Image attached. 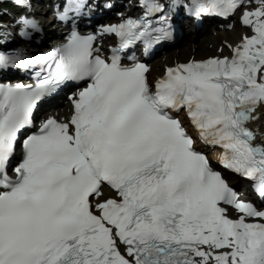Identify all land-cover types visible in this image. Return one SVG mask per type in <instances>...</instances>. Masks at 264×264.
Here are the masks:
<instances>
[{
	"label": "snow or ice",
	"instance_id": "1",
	"mask_svg": "<svg viewBox=\"0 0 264 264\" xmlns=\"http://www.w3.org/2000/svg\"><path fill=\"white\" fill-rule=\"evenodd\" d=\"M13 3L26 11L0 25V73L32 82H0V264H264V0H137L95 27L93 0H54L68 31L47 47L32 0ZM182 13L245 31L153 77L145 57ZM65 88L70 115L37 127Z\"/></svg>",
	"mask_w": 264,
	"mask_h": 264
},
{
	"label": "bare ground",
	"instance_id": "2",
	"mask_svg": "<svg viewBox=\"0 0 264 264\" xmlns=\"http://www.w3.org/2000/svg\"><path fill=\"white\" fill-rule=\"evenodd\" d=\"M39 1V0H38ZM35 3V6L37 7L38 5H41V4H37V0H32V4ZM39 3H41L39 1ZM43 6H46V3L43 4ZM47 8L45 7V11H40L39 7H37L35 9V11L33 12L34 15L38 16L39 18H42L43 21L45 23V26L49 23V15L47 13L46 17H48L47 19H44V16L46 14V11ZM112 13V12H111ZM43 14V15H42ZM15 25V24H14ZM55 28L54 26H51L50 27V30ZM49 30V28H46V31ZM192 30H189L188 32L190 33ZM237 34L238 32L236 30H234ZM232 31L230 33L232 34H219L218 36L219 37H210L211 34L213 33L211 29H202L200 32H204V36L206 37L205 41L203 44H196L193 42V35L191 34L190 35V40H189V43L187 45V47H184V49L182 50H176L173 51L172 53H170L167 58L164 60V61H161L156 63L155 61L151 64L152 65V68H153V71H152V75L153 77H155L156 75L160 74L161 72H163L164 70V66L165 65H171V64H174L176 61H182V59H184V61H186L188 58L192 57V56H196V57H204V56H207V55H211V54H214L216 53L217 51V47L220 45V43L225 40V39H228L230 40V38L233 39V41H236L238 40L237 38H235V32ZM47 37H49V35H46ZM203 36V37H204ZM179 58V59H177ZM161 66H163V69H161ZM59 104H61L62 106L61 107H58L57 110L56 109H52V110H49L47 113H45L43 116H44V119L47 118L48 116L50 115H54L56 116L57 118H64V117H67L70 115V109H71V106H70V103L69 101L67 100H60ZM69 106V107H67ZM68 113V115H67ZM43 119V120H44ZM218 152H212V159H215V161H218L217 160V157H218Z\"/></svg>",
	"mask_w": 264,
	"mask_h": 264
},
{
	"label": "rangeland",
	"instance_id": "3",
	"mask_svg": "<svg viewBox=\"0 0 264 264\" xmlns=\"http://www.w3.org/2000/svg\"><path fill=\"white\" fill-rule=\"evenodd\" d=\"M38 7H39V9H40V11H45V6H43L42 4L41 5H38ZM34 8V7H33ZM43 15V14H42ZM235 32V31H234ZM233 33V32H232ZM232 33H228V34H232ZM236 33V32H235ZM192 35H193V37H192V39H193V42L194 43H196V44H203L204 43V41H205V39H206V37L204 36V32H201V33H195V32H192L191 33ZM191 34H188V33H186V36H185V38H183L182 40H180L179 41V44H175L172 48H171V50L169 51V52H166V54H164V53H161L160 55H159V57H158V59L155 61L156 63H158V62H160L161 63V61H164L166 58H167V56L170 54V53H172L173 52V50L175 51L176 50V47H178L177 48V50H182V49H184V47H187V45H188V43H189V40H190V35ZM222 34V33H221ZM223 34H227V33H223ZM219 34H216L215 35V33L213 34H211V36L210 37H219L218 36ZM204 36V37H203ZM235 38H239V34L237 35V33L235 34ZM230 40L231 41H233V39L232 38H230ZM177 59H179V58H177ZM182 61H184V59H182ZM161 69H163V66H161ZM67 107H69V106H67Z\"/></svg>",
	"mask_w": 264,
	"mask_h": 264
}]
</instances>
